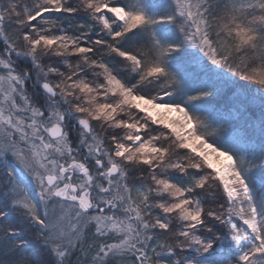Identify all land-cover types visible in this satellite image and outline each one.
Listing matches in <instances>:
<instances>
[{
    "label": "snow or ice",
    "instance_id": "1",
    "mask_svg": "<svg viewBox=\"0 0 264 264\" xmlns=\"http://www.w3.org/2000/svg\"><path fill=\"white\" fill-rule=\"evenodd\" d=\"M151 6L0 0V250L9 264H38L30 243L46 264H264V174H253L264 158L209 143L223 125L185 105L213 89L187 94L183 65L169 66L196 48L264 89V0ZM164 25L180 39L161 34ZM225 237L235 258L216 254Z\"/></svg>",
    "mask_w": 264,
    "mask_h": 264
},
{
    "label": "trees",
    "instance_id": "2",
    "mask_svg": "<svg viewBox=\"0 0 264 264\" xmlns=\"http://www.w3.org/2000/svg\"><path fill=\"white\" fill-rule=\"evenodd\" d=\"M166 31L171 34V39H180L172 25H168ZM2 47L0 44V48ZM173 55L175 58L170 60L169 66L174 69L178 64L183 65L185 71L181 72V76L187 81V88L184 89L187 94H195L201 87L213 89L210 96L185 105L190 114L205 117L213 124L218 122L223 125L220 134L208 137L209 141L221 150H230L248 159L264 158V91L259 90L256 94L237 79H229L226 70L211 65L203 56L200 59H188L185 48ZM31 90L39 95L38 88L33 87ZM173 98L186 99V96ZM253 174H264V168L256 169ZM216 244L223 247V250L216 254L235 258L236 251L230 246V237L222 238ZM28 248L38 264H46L48 256L38 244L30 243ZM186 254L195 256L190 251ZM10 259L0 250V260L9 264Z\"/></svg>",
    "mask_w": 264,
    "mask_h": 264
},
{
    "label": "rangeland",
    "instance_id": "3",
    "mask_svg": "<svg viewBox=\"0 0 264 264\" xmlns=\"http://www.w3.org/2000/svg\"><path fill=\"white\" fill-rule=\"evenodd\" d=\"M158 1V2H157ZM168 2H169V0H152V6H151V8L149 9V11L150 12H153V11H159V10H161V9H163L164 7H166V5L168 4ZM168 28V25H164V26H162L160 29H159V31H160V33L161 34H163V35H167L168 37H170V33H169V31H166V29ZM170 34V35H169ZM185 51H186V53H188V59H193V60H195V59H200V57H202L203 56V54L202 53H200L199 52V50L198 49H196V48H189V47H185ZM222 70V69H221ZM224 71H225V69H223ZM227 72V71H226ZM227 77L229 78V79H231V80H235V79H237V81L238 82H240L243 86H247L248 88H249V90L250 91H252V92H255L256 94H257V91H259V90H263L264 91V89H260V88H258V86H256V85H253V84H250L249 82H247V81H244V80H242V79H240L239 77H235L233 74H231V73H229V74H227ZM254 93V94H255ZM209 122H211V121H209ZM218 123V122H217ZM227 128V127H226ZM208 142L209 143H211L210 141H209V139H208ZM215 146V145H214ZM218 148V147H217ZM219 149V148H218ZM221 150V149H220ZM230 242H231V238H230ZM230 246H232V244L230 245ZM214 247H215V249H216V252H218V251H222L223 250V247L222 246H219L218 244H215L214 245ZM233 247V246H232ZM233 249H234V247H233ZM235 250V249H234ZM190 252H192V253H194V255H196V253H195V250H189ZM189 257H191V256H189ZM162 259H169L168 257H162Z\"/></svg>",
    "mask_w": 264,
    "mask_h": 264
}]
</instances>
